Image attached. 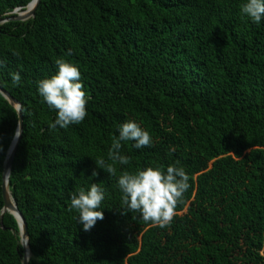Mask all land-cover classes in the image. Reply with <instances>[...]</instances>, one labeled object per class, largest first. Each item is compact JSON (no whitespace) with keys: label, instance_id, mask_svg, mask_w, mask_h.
<instances>
[{"label":"trees","instance_id":"obj_1","mask_svg":"<svg viewBox=\"0 0 264 264\" xmlns=\"http://www.w3.org/2000/svg\"><path fill=\"white\" fill-rule=\"evenodd\" d=\"M33 1L0 0V89L21 104L23 124L9 192L29 264H264V17L243 16L246 0H41L15 20ZM60 58L81 72L87 115L50 131L57 113L38 82ZM130 120L151 145L122 142L130 163L109 175L95 160L112 162V138ZM19 127L0 92V264L26 255L4 198ZM169 165L190 187L161 228L127 212L118 178ZM92 183L104 190V218L84 231L68 209Z\"/></svg>","mask_w":264,"mask_h":264},{"label":"clouds","instance_id":"obj_2","mask_svg":"<svg viewBox=\"0 0 264 264\" xmlns=\"http://www.w3.org/2000/svg\"><path fill=\"white\" fill-rule=\"evenodd\" d=\"M240 11L252 22L259 23L264 17V0H246ZM18 55V53H14ZM68 55L72 52L69 50ZM58 71L50 78L38 82V92L47 105L56 110V118L49 125L54 131L57 126L67 128L71 124H80L86 117V92L81 82V72L77 66L63 58L55 61ZM16 84L21 82L19 73H13ZM119 135L112 138L107 163L104 158L95 160L98 168L109 175H116V163L129 165L130 158L121 154L122 142L135 141L134 147L140 149L151 145V136L135 121H127L119 126ZM93 176L99 175L93 171ZM189 175L183 167L169 165L166 170L160 167H148L130 172L125 170L118 178L122 192V206L127 212H137L145 223L161 228L168 226L174 215L178 202L190 187ZM105 198L104 190L97 183L89 189L80 188L71 195L69 211L78 212V223L84 231H90L98 220L104 218L101 203Z\"/></svg>","mask_w":264,"mask_h":264},{"label":"water","instance_id":"obj_3","mask_svg":"<svg viewBox=\"0 0 264 264\" xmlns=\"http://www.w3.org/2000/svg\"><path fill=\"white\" fill-rule=\"evenodd\" d=\"M40 2H41V0H34L28 6L27 10L23 11L22 13H18V12H20V9L15 11L14 14L17 15L15 20L25 21V20H28V19L32 18L35 15L36 10H37ZM0 92L5 96V98L12 105L15 106V108L17 109V111L20 114V127H19V130L17 132L16 138H15V140H14V142H13L11 148H10V151H9V157H8V162H7V167H6V174H5V183H4V198H5V211H10L18 219L19 226H20V231H21L22 244H23V247L25 249H27V247L29 248V246H28V244H29V234H28L27 224H26V221H25L23 215L18 210L13 198L11 197V193L9 192V177H10L11 167H12V164H13V160H14L18 145H19L20 137H21V134H22V128H23L22 115H21V104L19 102H17L15 99L11 98L3 90L0 89ZM26 254H27V252H26ZM23 264H29V258H27L26 255H25V259L23 261Z\"/></svg>","mask_w":264,"mask_h":264},{"label":"bare ground","instance_id":"obj_4","mask_svg":"<svg viewBox=\"0 0 264 264\" xmlns=\"http://www.w3.org/2000/svg\"><path fill=\"white\" fill-rule=\"evenodd\" d=\"M29 250H30V249L27 247V249H26V252H27L26 256H27V258L30 257V251H29Z\"/></svg>","mask_w":264,"mask_h":264},{"label":"rangeland","instance_id":"obj_5","mask_svg":"<svg viewBox=\"0 0 264 264\" xmlns=\"http://www.w3.org/2000/svg\"><path fill=\"white\" fill-rule=\"evenodd\" d=\"M18 13H22V12H18Z\"/></svg>","mask_w":264,"mask_h":264}]
</instances>
